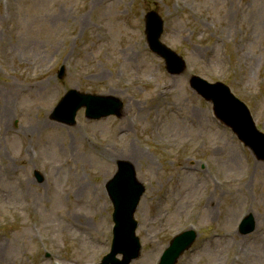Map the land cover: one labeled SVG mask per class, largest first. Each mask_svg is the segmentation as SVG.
<instances>
[{
  "label": "rangeland",
  "instance_id": "1",
  "mask_svg": "<svg viewBox=\"0 0 264 264\" xmlns=\"http://www.w3.org/2000/svg\"><path fill=\"white\" fill-rule=\"evenodd\" d=\"M149 13L182 72L149 49ZM193 75L229 86L264 134V0H0V264L101 263L120 160L146 188L129 264H157L186 230L196 236L176 264H262L264 158L215 117ZM72 89L120 110L58 121ZM247 215L256 225L242 233Z\"/></svg>",
  "mask_w": 264,
  "mask_h": 264
},
{
  "label": "water",
  "instance_id": "2",
  "mask_svg": "<svg viewBox=\"0 0 264 264\" xmlns=\"http://www.w3.org/2000/svg\"><path fill=\"white\" fill-rule=\"evenodd\" d=\"M163 21L155 13H149L146 21V34L150 49L164 59L168 72L180 73L185 68L184 60L171 48L164 45L159 36ZM63 69L59 73L62 77ZM190 86L204 99L213 104L216 117L231 127L239 139L258 156L264 158V134L254 124L246 105L233 95L230 88L222 82H208L198 75L190 78ZM85 106L86 116L99 118L118 113L121 104L113 97L80 93L75 89L67 91L53 111V118L73 124L77 110ZM41 181L42 176L35 172ZM106 190L113 204V240L111 251L101 264H129L140 253L141 244L135 234L137 222L134 212L144 192V186L136 179L132 163L126 160L117 162V171L106 183ZM255 227L252 215L243 218L239 225L242 233H249ZM193 230H186L175 236L164 250L158 264H175L176 259L195 239ZM122 255V259L117 258Z\"/></svg>",
  "mask_w": 264,
  "mask_h": 264
},
{
  "label": "bare ground",
  "instance_id": "3",
  "mask_svg": "<svg viewBox=\"0 0 264 264\" xmlns=\"http://www.w3.org/2000/svg\"><path fill=\"white\" fill-rule=\"evenodd\" d=\"M7 102V101H6ZM8 108V107H7ZM2 119H4V121H5V123H8V121H9V114H8V112H7V110H6V108L4 107L3 108V111H2ZM263 196H264V193H263ZM255 219V218H254ZM83 224V223H82ZM255 224H256V220H255ZM259 224V225H258ZM257 225H258V227H257V229H256V231H258V232H264V225H262L261 223H257ZM224 236H226V234H223L222 236H221V238H224ZM257 236H259L258 234H257ZM262 238L264 239V234L262 235ZM263 244H264V242H263ZM88 245H89V243H88ZM262 264H264V262H262Z\"/></svg>",
  "mask_w": 264,
  "mask_h": 264
}]
</instances>
